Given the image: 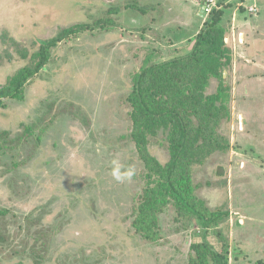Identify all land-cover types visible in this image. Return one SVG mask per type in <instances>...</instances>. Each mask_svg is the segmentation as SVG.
Listing matches in <instances>:
<instances>
[{
  "label": "rangeland",
  "instance_id": "obj_1",
  "mask_svg": "<svg viewBox=\"0 0 264 264\" xmlns=\"http://www.w3.org/2000/svg\"><path fill=\"white\" fill-rule=\"evenodd\" d=\"M172 1L0 0V88L30 64L19 50L30 56L64 28L89 26L52 49L21 98L0 100V264H190L196 242L220 250L219 231L229 264H264V0L221 1L231 119L217 149L191 168L198 209L228 216L203 229L163 191L161 212L149 213L157 237L135 225L162 179L131 138L133 80L190 53L209 17L200 13L206 0H179L184 9ZM220 83L211 79L208 94ZM148 151L165 166L168 133L158 131ZM114 160L134 170L130 180L113 178Z\"/></svg>",
  "mask_w": 264,
  "mask_h": 264
},
{
  "label": "trees",
  "instance_id": "obj_2",
  "mask_svg": "<svg viewBox=\"0 0 264 264\" xmlns=\"http://www.w3.org/2000/svg\"><path fill=\"white\" fill-rule=\"evenodd\" d=\"M219 0V4L221 5ZM222 10H214L196 36L190 53L171 60L146 66L133 80L129 95L132 108L133 131L131 138L144 161L157 167L161 176L159 189L146 193L139 207L142 216L135 225L148 240L157 237L155 220L151 223L152 209L161 212L166 204L160 196L163 191L173 198L188 216L196 217L203 229H210L225 220L228 212L207 213L198 209L189 193L191 168L201 163L217 148L219 127L231 119L232 89L225 84L224 72L231 68L233 52L226 41V28L222 23ZM89 26L76 24L64 28L56 37L41 42L37 52L19 50L22 59L30 64L20 69L0 88V100L21 98L24 86L44 71L52 56V49L71 36L87 31ZM220 79L216 93L209 95L211 79ZM158 131L168 133L170 160L161 166L150 156V139ZM2 212L0 211V216ZM220 250L208 242L192 245L190 264H229L228 244L222 232Z\"/></svg>",
  "mask_w": 264,
  "mask_h": 264
},
{
  "label": "clouds",
  "instance_id": "obj_3",
  "mask_svg": "<svg viewBox=\"0 0 264 264\" xmlns=\"http://www.w3.org/2000/svg\"><path fill=\"white\" fill-rule=\"evenodd\" d=\"M123 166L119 163L118 160L112 162V175L115 180L118 182H123L124 180H130L134 175V170L129 168L126 172H121Z\"/></svg>",
  "mask_w": 264,
  "mask_h": 264
},
{
  "label": "built area",
  "instance_id": "obj_4",
  "mask_svg": "<svg viewBox=\"0 0 264 264\" xmlns=\"http://www.w3.org/2000/svg\"><path fill=\"white\" fill-rule=\"evenodd\" d=\"M217 9L218 10L220 9L219 0H206L205 1V5L203 6V13H205L204 16L205 17L210 16V14L214 10H217ZM249 10L252 11V12H254V11L256 12L257 11V9L255 7H250Z\"/></svg>",
  "mask_w": 264,
  "mask_h": 264
},
{
  "label": "crops",
  "instance_id": "obj_5",
  "mask_svg": "<svg viewBox=\"0 0 264 264\" xmlns=\"http://www.w3.org/2000/svg\"><path fill=\"white\" fill-rule=\"evenodd\" d=\"M171 3V2H170ZM171 5H173V6H175L176 8H179V7H182L181 5H180V2H179V0H177V1H175L174 2V0L172 1V3H171ZM192 5V4H191ZM175 7H168V11L172 14V16L174 17V18H177V17H175V14L174 13H172V12H176V9H175ZM183 8V7H182ZM184 9V8H183ZM154 12V11H153ZM200 13H202L203 14V8L201 9V11H200ZM202 16H204V14L202 15ZM150 17V16H149ZM171 18V17H170ZM151 19H154V18H151ZM185 20V17H180V20ZM170 20H173V21H176V20H174L173 18H171ZM183 20V21H184ZM170 22V21H169ZM185 24H186V21H185ZM203 27V26H202Z\"/></svg>",
  "mask_w": 264,
  "mask_h": 264
}]
</instances>
